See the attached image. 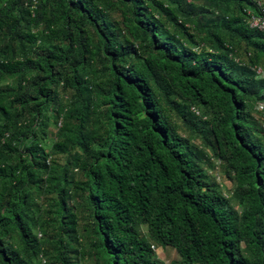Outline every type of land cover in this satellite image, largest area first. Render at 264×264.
I'll use <instances>...</instances> for the list:
<instances>
[{
	"label": "trees",
	"instance_id": "1",
	"mask_svg": "<svg viewBox=\"0 0 264 264\" xmlns=\"http://www.w3.org/2000/svg\"><path fill=\"white\" fill-rule=\"evenodd\" d=\"M257 1L0 0V264H264Z\"/></svg>",
	"mask_w": 264,
	"mask_h": 264
},
{
	"label": "rangeland",
	"instance_id": "2",
	"mask_svg": "<svg viewBox=\"0 0 264 264\" xmlns=\"http://www.w3.org/2000/svg\"><path fill=\"white\" fill-rule=\"evenodd\" d=\"M12 84V82H7V84ZM258 112L262 113L261 110H259V108H257ZM264 114V112L262 113ZM256 117L260 118V115H258L256 113ZM264 117V116H262ZM174 120L181 125V122L179 121L180 118L178 116H174ZM57 129L55 127L54 124H52V126L50 127V139L48 142H52V140L54 139V134L56 133ZM182 133L183 134H187V130L186 128L183 129L182 128ZM196 145L201 146V140L200 139H196ZM209 156L212 157V163H214V168L211 169V171H209L210 175L213 177V174H217L220 178H221V185H222V190L224 191V194L226 196L231 197L232 193H233V188L235 187V183L232 181H230L224 172V169H222V165L221 162L216 158L213 157L214 155L211 153H209ZM214 178V177H213ZM144 234H147L148 231L146 229V227L142 228ZM82 232V231H81ZM43 234V233H42ZM155 246V252H156V256L157 258L162 261L164 264H183L182 260L180 258V256L178 255V253L176 252V250H174L173 248H162L160 246H158L157 244H154ZM83 255H80V263L81 264H94V258H92V250L89 247L88 243L86 241H83V248L80 250ZM46 263V262H45Z\"/></svg>",
	"mask_w": 264,
	"mask_h": 264
},
{
	"label": "built area",
	"instance_id": "3",
	"mask_svg": "<svg viewBox=\"0 0 264 264\" xmlns=\"http://www.w3.org/2000/svg\"><path fill=\"white\" fill-rule=\"evenodd\" d=\"M250 16V27L260 31L264 35V3L258 0L257 14H250ZM256 72L260 79H264V71L261 68H257ZM258 108L263 112V105H259ZM197 114H199V112H197Z\"/></svg>",
	"mask_w": 264,
	"mask_h": 264
}]
</instances>
